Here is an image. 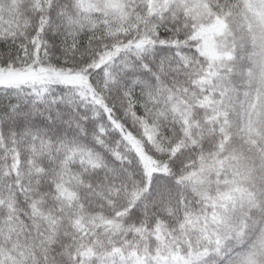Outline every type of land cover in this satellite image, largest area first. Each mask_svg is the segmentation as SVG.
Masks as SVG:
<instances>
[{"label":"snow or ice","instance_id":"6c2138e0","mask_svg":"<svg viewBox=\"0 0 264 264\" xmlns=\"http://www.w3.org/2000/svg\"><path fill=\"white\" fill-rule=\"evenodd\" d=\"M0 264H264V0H0Z\"/></svg>","mask_w":264,"mask_h":264}]
</instances>
